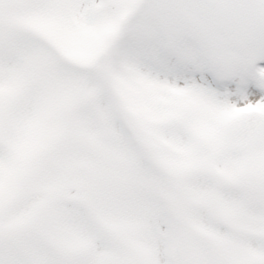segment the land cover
Returning a JSON list of instances; mask_svg holds the SVG:
<instances>
[{
    "label": "snow or ice",
    "instance_id": "1",
    "mask_svg": "<svg viewBox=\"0 0 264 264\" xmlns=\"http://www.w3.org/2000/svg\"><path fill=\"white\" fill-rule=\"evenodd\" d=\"M0 264H264V0H0Z\"/></svg>",
    "mask_w": 264,
    "mask_h": 264
}]
</instances>
